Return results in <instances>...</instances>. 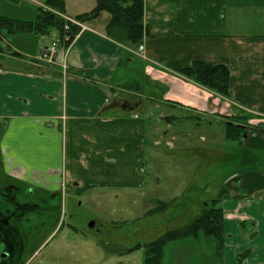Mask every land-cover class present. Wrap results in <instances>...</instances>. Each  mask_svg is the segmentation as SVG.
Instances as JSON below:
<instances>
[{
    "label": "crops",
    "instance_id": "0c3cea01",
    "mask_svg": "<svg viewBox=\"0 0 264 264\" xmlns=\"http://www.w3.org/2000/svg\"><path fill=\"white\" fill-rule=\"evenodd\" d=\"M32 1L35 18L47 0ZM59 1L70 19L95 7V0ZM247 7L263 8L264 0H143V24L149 30L141 51L106 36L109 15L103 12L83 23L68 47L59 46L51 63L26 60L11 71L0 64L5 172L45 193L63 188L65 196L94 188L132 190L145 186L147 98L153 107L186 109L195 121L214 118L224 128L230 120L247 119V135L240 142L227 141L223 131L224 140L239 147L223 152L224 165L231 155L237 163L215 195H224L223 249L210 261L264 264V132L259 130H264V15L257 31ZM52 35L46 43L32 39L27 45L14 35L11 45L23 58L31 57L50 44ZM193 61L225 65L229 96L177 74ZM132 85L138 90L129 89ZM146 85L161 89V95L149 90L147 97Z\"/></svg>",
    "mask_w": 264,
    "mask_h": 264
},
{
    "label": "rangeland",
    "instance_id": "374dc122",
    "mask_svg": "<svg viewBox=\"0 0 264 264\" xmlns=\"http://www.w3.org/2000/svg\"><path fill=\"white\" fill-rule=\"evenodd\" d=\"M32 7H35L32 0H0V15L33 20L35 8ZM252 9L247 7L245 13H249L252 22L255 20V30L260 31L259 16L264 15V7ZM247 17L243 14V19ZM16 35L23 45L32 39H39L41 43L48 40L47 35L44 38ZM11 38L0 35V64L6 71L17 70L26 60L40 66L49 63L44 59V50L39 55L23 58L12 47ZM146 86L147 97L149 90H154L155 96L161 95V89L156 91ZM146 106L151 115L146 121L142 163L145 186L141 188H94L82 195L56 193L55 197H49V193L40 194L31 184L8 175L0 161V216H13L9 203L3 201L6 198L4 186L19 187L17 195H13L19 202L24 200L40 206L24 215L31 206L20 205L22 211L19 210L21 215L14 219L10 250L0 244V253L6 254L0 264L6 261L9 264H142L143 248L121 253L144 246L166 231L187 224L201 211L196 203L206 205L215 197L227 171L237 163L231 155L224 165V149L232 148L234 152L239 147L224 140V125L214 118L195 121L194 115L186 109L153 107L148 98ZM171 116L174 121L168 124L163 117ZM3 130L0 120V136ZM227 150L229 153L230 149ZM29 189L33 190L31 195L27 193ZM60 192L64 193L63 188ZM173 199L177 201L172 208L147 215L156 201ZM90 222L94 223L93 228L88 226ZM213 247V243L196 242L193 238L171 242L164 248L162 264H216L210 261V258L215 259Z\"/></svg>",
    "mask_w": 264,
    "mask_h": 264
},
{
    "label": "trees",
    "instance_id": "16d2710c",
    "mask_svg": "<svg viewBox=\"0 0 264 264\" xmlns=\"http://www.w3.org/2000/svg\"><path fill=\"white\" fill-rule=\"evenodd\" d=\"M9 1L17 2L18 0ZM103 12L109 15L105 25V34L113 41L130 48H138L143 38L148 35L149 29L143 24V0H95V7L89 13L79 15L73 19L80 23H86L97 19ZM61 15H65V11L63 2L59 0L45 1L43 6L36 9L33 21L10 19L0 15V35L3 38L10 39L16 34L46 36L53 32L59 39V46L66 48L80 28L61 17ZM177 74L218 95L229 96L230 72L225 65H211L201 61H193L189 66L179 69ZM129 89L138 90V86L132 85ZM246 120L243 119L244 122L237 124H234L235 121L230 120V123H227L224 128L225 139L229 142H240L243 130L247 131L248 129ZM259 130L264 132L262 129ZM223 196L222 191H220L206 205L196 203L201 211L187 224L168 230L156 240L144 246H136L134 249H129L121 254L143 248L142 264H162L163 252L167 244L187 238H195L213 243L217 255L222 256L223 212L220 202ZM176 201L177 199L156 201L154 207L147 212V215L163 213L172 208Z\"/></svg>",
    "mask_w": 264,
    "mask_h": 264
},
{
    "label": "flooded vegetation",
    "instance_id": "af4514ba",
    "mask_svg": "<svg viewBox=\"0 0 264 264\" xmlns=\"http://www.w3.org/2000/svg\"><path fill=\"white\" fill-rule=\"evenodd\" d=\"M5 189H6V192H5V196L6 198L4 197L3 198V201L4 202H8L9 203V206H10V211L13 213V216H9L8 218H5L3 216H0V244L1 242L6 246V250H10L9 249V242L12 241L14 239V219L18 216H20L21 214H19V210L22 211L21 209V204L22 205H28V206H31L30 208H28L27 210V213H24L25 214H30L31 210L35 209V208H38L40 207L38 204L34 203V202H28V201H24V200H21V202H19L18 200H16V197H13V195H17V193L19 192V187H15V185H12L11 186V189H8V187L4 186ZM32 188H36L35 186H32ZM7 189L8 191L10 192H7ZM38 190V192L40 194L43 193V190L41 188V186H39L38 188H36ZM61 188L59 187V189L57 190H54V192H51L49 193V197H55V194L56 193H59V195H64V194H61ZM27 193H29L28 195H31L33 193V190L32 189H29L27 191ZM41 197V196H40ZM40 197L38 199H40ZM6 200V201H5ZM23 202H28V203H23ZM41 202H44V201H41L40 200V203ZM3 212H6V211H3ZM24 212V211H23ZM15 214V215H14ZM42 214V213H41ZM23 215V216H24ZM9 223V224H8ZM42 222H40L41 224ZM42 227L46 228L47 226H44L42 225ZM3 228H5L6 231H3ZM10 236V237H9ZM11 238V239H10ZM7 244H6V243ZM6 255V254H5ZM5 255L2 254V252L0 253V261L2 262L1 259H4V257H6ZM5 264H9L7 261L4 262Z\"/></svg>",
    "mask_w": 264,
    "mask_h": 264
},
{
    "label": "built area",
    "instance_id": "2783aa9c",
    "mask_svg": "<svg viewBox=\"0 0 264 264\" xmlns=\"http://www.w3.org/2000/svg\"><path fill=\"white\" fill-rule=\"evenodd\" d=\"M67 20L77 25L79 28L82 27V24L78 21H75L72 19H67ZM58 44H59V39L56 36H52L50 44L44 49V54H43L44 59L48 61L49 63H51L57 55ZM141 50H142V46L138 48V51H141Z\"/></svg>",
    "mask_w": 264,
    "mask_h": 264
},
{
    "label": "water",
    "instance_id": "95a60500",
    "mask_svg": "<svg viewBox=\"0 0 264 264\" xmlns=\"http://www.w3.org/2000/svg\"><path fill=\"white\" fill-rule=\"evenodd\" d=\"M246 135H247V132H246V131H244V132H243V136H242V137H243V138H246ZM88 226H89L90 228H93V226H94V223H93V222H90Z\"/></svg>",
    "mask_w": 264,
    "mask_h": 264
}]
</instances>
